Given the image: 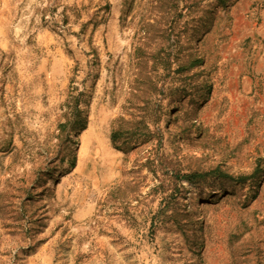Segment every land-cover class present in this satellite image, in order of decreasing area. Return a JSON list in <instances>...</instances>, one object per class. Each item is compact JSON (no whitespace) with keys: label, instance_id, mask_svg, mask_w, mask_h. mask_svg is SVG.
<instances>
[{"label":"rangeland","instance_id":"1","mask_svg":"<svg viewBox=\"0 0 264 264\" xmlns=\"http://www.w3.org/2000/svg\"><path fill=\"white\" fill-rule=\"evenodd\" d=\"M0 264H264V0H0Z\"/></svg>","mask_w":264,"mask_h":264}]
</instances>
